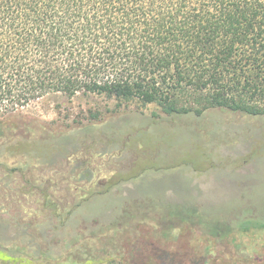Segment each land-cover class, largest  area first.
I'll use <instances>...</instances> for the list:
<instances>
[{
  "label": "trees",
  "instance_id": "obj_1",
  "mask_svg": "<svg viewBox=\"0 0 264 264\" xmlns=\"http://www.w3.org/2000/svg\"><path fill=\"white\" fill-rule=\"evenodd\" d=\"M78 94L154 104L165 116H264V0H0V137L44 127L18 114L30 103ZM6 173L0 264H205L210 245L199 256L183 237L229 233L204 234L183 216L156 232L139 215L70 235L78 206L67 192L29 164ZM235 227L264 231L248 218Z\"/></svg>",
  "mask_w": 264,
  "mask_h": 264
},
{
  "label": "rangeland",
  "instance_id": "obj_2",
  "mask_svg": "<svg viewBox=\"0 0 264 264\" xmlns=\"http://www.w3.org/2000/svg\"><path fill=\"white\" fill-rule=\"evenodd\" d=\"M18 114L44 127L0 137V189L9 192L6 171L20 164L42 169L67 192L68 207L78 206L70 235L113 222L121 229L139 215L157 232L183 216L204 234L228 229L218 241L183 237L199 256L210 245L205 264H264L246 254H264V231L235 227L246 218L264 223V116H165L154 104L81 94L45 97Z\"/></svg>",
  "mask_w": 264,
  "mask_h": 264
}]
</instances>
